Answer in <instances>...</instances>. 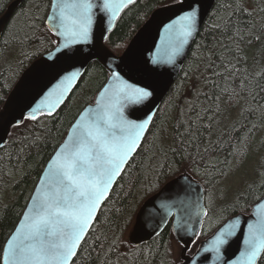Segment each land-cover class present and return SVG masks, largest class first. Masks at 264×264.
Here are the masks:
<instances>
[{"label":"trees","instance_id":"1","mask_svg":"<svg viewBox=\"0 0 264 264\" xmlns=\"http://www.w3.org/2000/svg\"><path fill=\"white\" fill-rule=\"evenodd\" d=\"M14 1L0 0V18ZM178 1L138 0L124 11L106 45L121 55L155 10ZM51 5L52 0H25L0 38V112L23 72L57 45L46 24ZM225 21L231 23L228 31L216 27ZM109 77L93 62L54 116L24 120L0 149V261L48 161ZM76 103L82 107L73 112ZM191 121L199 128L196 147L179 136L185 132L181 125ZM179 140L185 141L183 147ZM258 153L252 179L235 192L226 189L224 182ZM182 174L199 181L206 194L207 215L189 257L228 219L250 214L264 197V0L216 1L143 145L72 264H178L172 224L138 247L129 237L144 202ZM258 264H264V253Z\"/></svg>","mask_w":264,"mask_h":264},{"label":"water","instance_id":"2","mask_svg":"<svg viewBox=\"0 0 264 264\" xmlns=\"http://www.w3.org/2000/svg\"><path fill=\"white\" fill-rule=\"evenodd\" d=\"M24 1L15 0L0 18V38L16 10ZM137 1L134 0L133 3L128 4L119 11L115 19H111L110 14L102 10L103 0H90L92 4L90 12L92 24L87 42H80L73 45L71 49H64L63 37L57 35L58 30L55 22L49 21V17L52 15V5L56 2V0H52L46 24L55 35L57 45L52 51L43 55L28 67L10 92L0 112V149L7 144L13 128L19 126L24 120L30 119V116L35 115L36 117L30 120H36L42 115L54 116L68 102L93 62L102 65L110 73V77L98 93L95 102L88 105L79 114L70 127L65 140L48 161L25 211L4 246L0 264H4L3 255L8 246V241L27 223L25 217L30 214L34 198L43 188L42 181L45 179L49 166L56 159L57 154L63 150L66 144H69L78 125L83 123L86 126L89 124L91 122L90 117L95 112L99 111L103 105L112 102L113 91L116 87H119L118 83L114 84L112 73L118 72L121 80L138 87H147L153 92V96L144 103L134 104L121 100L123 115L127 119L139 122L149 112H154L153 124L160 107L183 71L194 43L217 0H179L176 3L158 8L138 30L126 50L121 55H116L106 45V41L124 11ZM63 2L71 4L80 2V0H63ZM193 9H196L198 14L197 30L183 44L173 62L168 63L169 56L180 46L179 18ZM58 49L61 51H58ZM64 52H69L72 59L66 57ZM71 71H78L80 75L72 82L69 91L65 93L63 102L52 110V115L41 114L40 111L34 112L35 109L41 106L42 101L48 97L49 93L56 88L64 75ZM152 124L149 126V130ZM149 130L145 133L139 147L132 154L122 173L116 178L108 196L98 207L92 225L77 249V254L97 220L101 208L110 197L128 164L143 145ZM182 176L185 178L181 179ZM206 215V194L203 185L191 175H179L166 183L141 206L130 233V243L135 247L147 244L161 234L169 224H172V231L176 240L184 247V253H187L199 237ZM262 218H264V197L253 206L250 214H238L228 219L212 236L201 243L193 256L185 255L181 264H247L243 253L247 247L245 241L250 234L249 225L258 227ZM230 223H236V227L233 234L227 237L226 243L221 245L220 252L205 251V248H211V242ZM263 253L264 251L257 256L254 264L259 263ZM76 256L71 259L69 264L73 263Z\"/></svg>","mask_w":264,"mask_h":264},{"label":"snow or ice","instance_id":"3","mask_svg":"<svg viewBox=\"0 0 264 264\" xmlns=\"http://www.w3.org/2000/svg\"><path fill=\"white\" fill-rule=\"evenodd\" d=\"M133 2L103 0L102 10L115 19L121 9ZM91 9L90 0L71 4L56 0L52 5L49 21L55 22L57 35L63 37L64 49L87 42L92 24ZM197 16V10L193 9L179 18L180 46L169 56L168 63L173 62L183 44L196 32ZM216 27L228 31L231 23L225 21L224 25ZM64 55L72 59L69 52H64ZM79 75L78 71L66 73L34 112L52 115V110L63 102L65 93ZM112 79L114 84H119L113 91L112 102L95 112L89 124L77 126L69 144L49 166L42 181L43 188L34 198L30 214L25 217L27 223L8 241L3 255L4 264H69L76 256L98 207L139 147L155 116L154 112H149L139 122L127 119L123 115L121 100L140 104L148 101L153 92L147 87L121 80L118 72L112 73ZM29 118L36 117L32 115ZM181 126L185 127V132L179 133V136L190 138L189 143L196 147L193 141L199 128L195 127V121ZM179 143L183 147L185 141L179 140ZM235 227L236 223L226 225L211 242V248L204 250L219 253L221 245L226 243ZM249 233L243 255L247 264H254L257 256L264 251V218L258 227L249 225Z\"/></svg>","mask_w":264,"mask_h":264},{"label":"rangeland","instance_id":"4","mask_svg":"<svg viewBox=\"0 0 264 264\" xmlns=\"http://www.w3.org/2000/svg\"><path fill=\"white\" fill-rule=\"evenodd\" d=\"M81 107L82 104L76 103L75 107L73 108V112L78 111L79 109H81ZM252 157L253 159L249 164L242 166L239 174L237 173L234 177H231L228 181L224 182L223 185L226 189H230L231 192H235L238 190V186H242L252 179V173L254 172L255 166L258 164L261 158V153H258L256 155L252 154ZM245 170L247 171L245 172ZM171 247L176 263L181 264L184 260V256H187L189 251L187 253H184V247H182V245L178 243L176 238L172 241Z\"/></svg>","mask_w":264,"mask_h":264}]
</instances>
